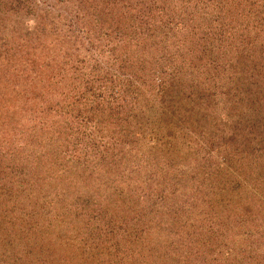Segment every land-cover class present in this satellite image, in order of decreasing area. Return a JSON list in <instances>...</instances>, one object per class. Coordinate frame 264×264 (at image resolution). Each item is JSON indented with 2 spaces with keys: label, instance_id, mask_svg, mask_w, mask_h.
<instances>
[{
  "label": "trees",
  "instance_id": "1",
  "mask_svg": "<svg viewBox=\"0 0 264 264\" xmlns=\"http://www.w3.org/2000/svg\"><path fill=\"white\" fill-rule=\"evenodd\" d=\"M35 1L0 0V28L7 32L9 15L21 14ZM146 1L56 0L63 6L75 8L82 27L66 32L63 17L58 19V28L52 21L51 42L32 44L28 53L23 50L27 51L29 44L23 43L17 45L15 51L11 45L2 50L6 39L4 34L0 35V93L8 90L10 96L13 94L16 100L12 105L17 104L23 94L26 96L24 101L29 102L43 96L45 99L48 92L58 89L64 88L69 94L70 86L76 87L73 75H78L81 67L75 61L69 69L72 72L69 79L65 80L66 73L61 72V75L57 70L61 66L59 52L55 51L59 36L66 40L78 33L81 42L89 41L92 47L95 45L92 42L108 39L112 42L111 61L118 65L112 71L130 74L134 78L132 93L135 95L128 91L122 100L123 105L114 113L107 114L100 108L102 106L96 107L92 124L83 129V133H88L83 134L76 128V133L72 131L75 136L67 137L68 144L61 142L60 150L69 146L61 153L72 158L64 157L63 162L57 163L51 154L54 159L53 163L48 162L51 172H44L42 176L38 174V177L30 175L38 185L34 192L39 196L40 189L41 195L49 197L43 204L49 208L60 205L58 210L61 212L63 209L57 214L59 219L54 220L55 224L62 225L58 226L57 232H49L51 225H44L41 219L39 225L31 223L23 229L24 233H34L40 232L39 228L43 226L48 231L38 235L39 249L36 251L33 247V253H28L31 262H55H49L50 254L56 250L52 243L56 244L57 240L67 242L68 236L62 235L77 221L79 225L71 227V235L79 244L71 253L76 254L82 264H245L242 249H250L247 241L250 235L243 232L250 226V221L242 212L259 200L264 203V35L260 34L264 31L263 6L255 3L258 9L251 18L255 19V27L245 30V21L237 28L232 22L236 16L224 10L234 0H220L219 3L217 0H172L174 10H164L161 6L156 9L162 10H155V0L151 5ZM173 2L167 0L164 3L170 5ZM42 16L38 25L46 28L44 22L49 20V15ZM137 20L148 25L147 29L153 26L151 30L157 29V23H162L160 34L148 36L160 48L175 54L177 58L173 63L162 64L157 70L152 59L149 66L145 65L144 56L138 55L140 47H144L132 42V33L136 29L142 30ZM150 20L153 23H149ZM190 22L193 24L191 30L199 34L198 41L189 44V35H194L177 26ZM68 24L72 27L73 23ZM249 30H255L254 35L251 36L250 32L245 35ZM14 33L10 32L11 35ZM137 33L143 34L142 31ZM62 41L70 45L68 41ZM66 53L70 57L74 55L71 48ZM94 57L95 61L103 60L100 55ZM182 70L183 78H180L177 72ZM200 71L208 73L205 79L199 80ZM88 73L90 77V68L89 72L84 70L78 77H86ZM16 86L22 91L16 90ZM40 88L44 95L40 94ZM46 106L44 110L50 113L52 107ZM68 109L58 111L54 116L59 117L62 113L66 117L71 113ZM8 123L9 137L21 140L25 135L27 140L24 142L29 140L22 151L32 149L30 144L38 137L41 143L36 140L33 144L42 155L54 151L49 141L59 139L48 136L51 127L37 122L34 116L30 117V125L23 124V129L13 128L15 124L10 120ZM38 124L40 128L36 127ZM164 128L172 130L168 135L174 136L175 140L161 136ZM60 130L62 132V126ZM145 134L146 138L143 137ZM124 141L130 142L129 147ZM178 141L180 145L175 146ZM86 150L91 155L83 159ZM34 151L36 148L31 153ZM34 154L24 159L20 153L18 156L9 155V161L11 171L17 169L18 189L22 186L20 196L24 199L26 194V203L36 207L38 200L33 198L36 195L23 187V182L29 179L26 169L34 161L30 159ZM0 157L5 159L8 155L1 151ZM221 158L222 164L218 162ZM197 160H200L199 166L193 163L188 171L180 168V163L188 165ZM231 161H234V168L229 165L232 170L246 172L245 181L251 188L245 183L241 185L244 187L233 188L234 177L224 171ZM34 165L35 171L40 170L37 164ZM25 172L27 177L23 175ZM174 180L181 184L176 192H169ZM182 197L192 199L185 205ZM28 214L34 219L38 211ZM238 215L241 219L237 221ZM79 235L84 236L79 238ZM225 244H233L236 248L231 251ZM260 252L264 254V248ZM93 253H96L95 257Z\"/></svg>",
  "mask_w": 264,
  "mask_h": 264
},
{
  "label": "rangeland",
  "instance_id": "2",
  "mask_svg": "<svg viewBox=\"0 0 264 264\" xmlns=\"http://www.w3.org/2000/svg\"><path fill=\"white\" fill-rule=\"evenodd\" d=\"M166 1L155 0L156 2L155 10H162L161 8L156 9V7H159V6L163 7L164 10H174L175 3L172 0H169L173 3H171L170 5H166V3H164ZM219 1L220 0H217L218 3ZM257 2L258 4H261L263 6V10H264V0H234L231 3V5L226 6L224 10H227L228 13H231L232 15L236 16V19L232 22L236 25L237 28L240 26V23L245 21V24H243V26L246 30L249 27L251 28L255 27V23H254L255 19L251 20V18L255 10L258 9L257 6L255 5V3L257 4ZM136 3L137 1L135 2V5ZM146 3L151 5L153 2L152 0H148L146 1ZM129 10H132V9H129ZM240 12H242L243 14H241ZM244 12H245V15H244ZM134 13H137V12H134ZM42 14L44 15V17L49 15V20L47 21L45 19V22H44L46 28H42L41 25H38L40 20L43 18ZM234 16H233V19H234ZM20 17L22 18V20H20ZM61 17L65 19L64 25L66 24L65 26L66 32L69 29L73 31L75 30L77 31L78 28L82 27V25L78 23L81 21H79L76 18L75 8L72 5H70V7L63 6L62 2L59 3V2H56V0H37L33 2L32 4H30L27 10L21 11V14L11 13L9 15L10 26L8 27L7 32L6 30H2V28H0V35L4 34L3 38L6 39L5 43H2L3 44L2 50L9 49V48H6V46L11 45L12 48L15 47L14 49L15 51L16 49H18L17 45H20L23 43V45L29 44L27 46V51L23 50L25 53H28L30 52V47L32 46V44L33 45H36V43L38 45L42 43L49 44L51 42V38L53 37V30H54L51 22L52 21L55 22V28H58L59 27L58 19L61 20ZM71 21L73 23L72 27H71V24H68V22H71ZM137 21H138V25L142 27V30L136 29L134 33H132L133 30L131 28V33L134 34L132 37L133 38L132 42H135V44L137 43L138 45L144 47V48L140 47V54L138 55L139 57L144 56L143 59L146 60L145 65L149 66V60L152 59V62L155 64V68L157 70V68L162 66V64L170 65L171 63H173L174 60L177 58L175 57V54L169 53L170 51L169 49L164 50L160 48V46L157 45L158 43L152 40L150 36H148V35H151V36L155 35L156 33L160 34L162 30L159 29V27L162 26V23H157L158 31L154 32L157 29L151 30L153 29L152 28L153 26H151L150 29H147L148 25H143L141 23L142 22L141 20L140 21L137 20ZM149 23H153V21L150 20ZM262 24L264 26V21L262 22ZM192 25L193 24L190 22L188 24H178L177 26V28L190 32V34L194 35V36L189 35V44L191 42L198 41L197 37H198L199 32L196 31L198 34L193 32L191 30ZM183 26H187L188 28H184ZM14 29H16V31H14ZM141 31L143 32L145 36L143 34L139 35V33H137ZM10 32H16V33L11 35ZM61 32H63V29H61ZM249 32L252 36L254 35L255 30L253 31L249 30L247 31V33H245V35L249 34ZM263 33L264 31L260 33L261 36L264 35ZM77 34L78 33L74 34L72 38H69V37H68L69 39L66 38V40L63 39L61 36H59L58 38L60 40L57 39V47H55V51L59 52L58 59L61 65L60 67L62 68V69H59L60 68L59 67L57 70H60V74L61 72L63 73V75L66 73L65 75L67 76L65 77L67 78L65 80L69 79V76L72 73V72L71 73L69 72V69H71L72 64L74 66L75 62L77 63V65H79V67H81V69L78 68V70H80L81 72L84 70H88L89 72V68L91 69L90 77H89V73H88V76L86 77H82V76L78 77L79 75H81L80 74L81 72L79 71H78L79 73H77L78 75H73V77L76 79L75 81L77 85L75 88H73L74 86H70L69 91L70 90L71 91L69 92V94L66 93L65 89L63 88L62 90L58 89L56 92H48L47 95L45 96L46 97L45 99L43 96L41 99L36 98L35 100L29 101V102L28 100L24 101L23 97H26V96L25 94H23L22 99H19L17 101V104L14 103L15 105L14 106L12 104H13V101L16 100V98H14L15 96L13 94L10 93L12 95L10 96L8 94V90H7V93H4V94L0 93V154L2 151L3 154L8 155V157L5 159L0 157V264H41V263L31 262L29 255L33 253V249H32L33 247L36 251L37 249H39V244L41 243H39L40 240L38 238V235H41L42 233L44 234V232H46L47 230H45V227L42 226V228L41 227L39 228L40 232L37 231V232L32 233L31 231L30 233L29 232L24 233L23 229L26 227V225H29L31 223H33L35 226L39 225L38 222H40V219H41V222L44 221V225L46 223H49V226L51 225L49 232L50 231L51 233L57 232L59 230V227H61L62 225L55 224L54 220L59 219V217H57V214L62 213L63 209L61 212L60 210H58V206L60 205H57L56 208H51V207L49 208L43 204L45 199L49 197L41 195L42 191L40 189H39V196L37 195V193L34 192L35 189L38 188V185H35L36 184L34 183L35 179L30 175H34V177H38L37 176L38 174L42 176L44 172H51V167L48 164V162L53 163L54 159H52V155L55 157V160L57 161V163L63 162L64 157L65 159L72 158L73 156L71 157V155H65L66 153H63V154L61 153V152L67 151L69 147L67 146L66 149H64L65 147L64 148L62 147L63 150L62 148L60 150L59 146L61 142H65V144H68L67 140L69 139L67 137L75 136L72 133V131L76 133L75 131L76 128L82 131L83 133V129H85L86 127H90L89 125L92 124L91 120L94 118L93 112L96 111V107L102 106L100 108L104 111H107V114L111 112L114 113L117 109H119V107H121V105H123L122 100H125L124 96L126 95V93H128V91L129 93L133 92L134 78L130 74H126L120 71L117 73H114V71H112L113 69H116L118 67V65L114 64L111 61V58H112L111 53H113V50L111 49L112 42L106 38H103L101 42H97V43L96 41L92 42V43H95L96 45L92 47L89 41L87 40H86L87 42H81L80 40L81 38H79ZM81 34H83V32H81ZM199 37L201 39L200 35ZM91 38L92 36H90V39ZM156 38H159V37L156 35ZM75 39H78V41H75ZM62 40H64L65 42L68 41L70 45L66 43L63 44ZM194 44L196 46V43ZM51 45H53V43ZM98 45H100V47H97ZM77 47H78V50H77ZM12 48H11V53L13 52ZM68 48L69 49L71 48V50L74 51V55L72 54L71 57L68 56L66 53V50ZM108 50H110V52ZM101 52H104L105 55H102ZM95 54L100 55V57L103 58V60L99 62V60L97 59L96 60L97 62H96L95 57H94ZM81 60H83V62H80ZM64 61H65V64H64ZM179 62L180 61H178V65H179ZM179 66H182V65H179ZM146 68L147 67H145V69ZM177 75L180 76V78H183V70L182 72L181 71L177 72ZM207 75L208 73H203L202 71H200L198 73V78L199 80L205 79ZM109 78L111 80V83H110ZM15 80H19V79L15 78ZM130 80L131 82H129ZM18 87L19 86H16V90H19L21 92L22 89L21 88L19 89ZM38 90L39 88L37 89V91ZM40 90H41L40 94L44 95V90L41 88ZM64 94H68L67 95L68 97L65 96ZM46 105L52 107V111L50 113L44 110V107H47ZM68 105H69V109L67 108ZM130 108L131 107H128V109ZM67 109L71 110V113L68 114L66 117L62 113L60 114L59 117L54 116L56 112L61 111V110H67ZM11 113H15V115L8 117L7 115ZM33 116L36 118L37 122L41 121L42 123H44L45 126H49L48 128L51 127V129L49 130L50 135L48 136H52L53 138L59 139L57 141L56 140L49 141L51 149L54 148V151L52 152L48 151L47 153H43L42 155L40 149H37V147L33 144L35 143L36 140L40 142V137H38L35 141L33 140L31 142L30 146L32 149H25L26 151H22V148L24 146H27V144L29 143V140L24 142V140H27L25 138V135L24 137L22 136L23 139L21 140H18L20 139L19 137L18 138L9 137L10 136L9 135L10 125L8 123V120L12 121V123L15 124L13 128L17 126L23 129V124L30 125L29 123L30 117H33ZM60 126H62V132L60 130ZM36 127L40 128V125L38 124ZM39 128H37V130ZM63 128L65 129V131H63ZM171 131H172L171 129L167 130L164 128L162 132V129H161V133H162L161 136H164V138H166L167 140L170 139L173 141L175 140V137L168 135ZM15 132H18L17 129L15 130ZM39 133L40 132H38L37 134ZM84 133H88V132H84ZM137 136L140 138L142 137V135H139V134ZM84 137H87V136H84ZM143 137L146 138V134L143 135ZM91 138L97 139V140L99 139V137H95V136H91ZM43 141L47 142L46 139H44ZM180 143L181 142L178 141L174 145L178 146L180 145ZM125 144L129 147L130 142H125ZM141 146L142 145L139 144V147ZM35 148H36V151L32 152L35 154L30 157V159H33L34 161H32V164H30L28 169H26V171L28 170L27 172H29V177H28L29 179L24 182L19 181L21 183L23 182V187L26 189L28 193L33 194V196L36 195V198L35 197L33 198H34V201L38 200V202H37V205H35L36 207H33V205H29V203L28 204L26 203L27 201L26 194H25V197H23L24 199H22V197L20 196L21 194L20 191L22 190V186L18 189L19 179L15 176V172L17 171V169L14 171H11L9 155L16 154V156H18V154L20 153L21 159L22 158L24 159L28 157V155L32 154L31 150ZM57 150L58 151L60 150V151L56 152ZM96 150L97 149L95 148V151ZM83 155H85L83 159H86L91 154L89 150H86ZM201 162L204 163L206 161L201 160ZM218 162L222 164L223 162L222 158L219 159ZM22 163L25 164L23 161ZM193 163H196L199 166L200 160L193 161L188 165L185 164L184 162L180 163V168L187 169L188 171L190 169V165ZM233 163L234 161L229 162L227 164L229 168L226 167L227 169L224 170L228 174L231 173L232 177H234L235 182H234L233 188H238L244 183H245L244 184L245 186L247 184V187L251 188V186L248 184V181H245L247 179L246 172H236L232 170L231 167L234 168ZM34 164H37L40 167V170L38 169L35 171ZM237 168L239 167H236V169ZM177 169L178 170L176 172L178 173L179 168ZM219 169H220V166H219ZM12 172L14 173L12 174ZM27 172L23 174L25 177H27L26 175H28L26 174ZM21 177L22 175L20 176V178ZM27 181L29 183H27ZM179 184L181 183L176 182V180H174L172 185H170L169 192L171 191L176 192V188ZM244 185L241 187H244ZM49 188L50 187H47L46 189L49 190ZM53 192H55V190H53ZM215 192H217V190L213 191V193ZM52 195L53 194L51 193V196ZM188 199L191 200L192 198L190 197ZM182 200H183V203H185V205H186V202L189 201V200H186L184 197H182ZM199 201L202 202L200 199ZM261 202L262 203H260V200H259L253 207L249 203L250 208L242 212L243 214L247 215V218L250 221V226L247 227V229H244V232H243L244 235H250V239L247 240L248 244L250 245V249H248V251H244V249H242L243 251L242 261L245 262V264L247 263L248 264H264V254L260 252V249L264 248V214H263V204L264 203L262 200ZM251 208L253 209L252 211H251ZM37 211H38V215L36 214L37 215L36 218L34 217V219H31L30 216H28L29 215L28 213H37ZM46 212L48 213L42 217L41 214L46 213ZM33 216H35V214H33ZM24 218H26V220L28 221H26ZM67 219H69V215H67ZM236 219L237 221L240 220L241 219L240 215L236 216ZM78 225H79L78 222L74 221V223L71 226H69L65 234L62 235L63 237L68 236L67 242L64 240H61V241L57 240L55 242L56 244L52 243V245L55 246L56 250L54 251V254L53 253L50 254L49 262L52 260H55V262L53 261L54 263L52 262L51 264H82L80 259L76 257V254L71 253V251H74L75 250L74 248L77 247L79 244L77 240L72 238L71 227L76 228V226ZM255 228H257V230ZM108 232H109V235L112 238H114V235L112 236V233L110 231ZM82 236L84 235H79L78 237L80 238ZM105 236L103 235L104 239H106ZM91 237L92 236H90V238ZM103 238L100 240V242L103 240ZM86 239L88 241L89 239L88 235L86 236ZM225 245L231 251L236 248L235 246H233V244H225ZM93 247L97 248L98 246H93ZM89 254H92V252ZM92 256L95 257L96 253H93Z\"/></svg>",
  "mask_w": 264,
  "mask_h": 264
}]
</instances>
